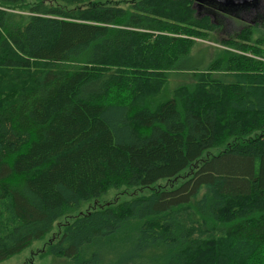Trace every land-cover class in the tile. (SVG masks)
Segmentation results:
<instances>
[{"label": "trees", "instance_id": "1", "mask_svg": "<svg viewBox=\"0 0 264 264\" xmlns=\"http://www.w3.org/2000/svg\"><path fill=\"white\" fill-rule=\"evenodd\" d=\"M50 3L0 0V263L132 189L149 194L75 217L47 254L102 264L86 251L131 223L133 249L105 264H264V31L221 41L161 100L218 30L193 1Z\"/></svg>", "mask_w": 264, "mask_h": 264}, {"label": "rangeland", "instance_id": "2", "mask_svg": "<svg viewBox=\"0 0 264 264\" xmlns=\"http://www.w3.org/2000/svg\"><path fill=\"white\" fill-rule=\"evenodd\" d=\"M47 3L53 2V4H59L60 0H45ZM114 4H118L122 7H129L130 0H109ZM51 4V3H50ZM205 7H208L207 5ZM24 12H20L22 14H27L26 10ZM196 16L198 18H202L205 16H210L212 22L217 26L218 30L213 36L210 37L211 41H198L196 47L194 48L190 59L182 65L180 70L170 74L165 93L161 96V100H165L171 98L173 90L181 86L182 84L190 85L188 82L191 80L190 77L184 76V70L188 68H202L209 63V61L213 58L214 52L216 50L221 49L220 42L223 40L230 39L234 37L237 33H239L244 28L248 26H259L264 31V0H260L256 6H251L245 8L244 10L237 9L234 11H230L227 14H222L216 11L217 14L212 16L209 14L205 8L195 7ZM224 12V11H222ZM226 13V12H225ZM207 47H210L209 50ZM184 66V67H183ZM187 66V67H186ZM183 68V69H182ZM27 84L24 83L23 87H26ZM6 100H10L8 95L5 97ZM2 98L3 101H5ZM217 151H212L211 155H216ZM169 183L161 182L159 184L160 187L168 186ZM149 190H130V189H121V190H113L108 192L106 195L97 199L96 201H92L90 203H84L82 206L65 217L58 220L55 225L53 231L45 237V239L35 242L30 248L23 251L20 255H17L11 258L8 261H4L0 264H74L67 258L54 257L50 254H47L48 245L50 243L55 242V238L59 235L61 231V227L67 223L72 222V220L79 216L86 214L90 211L96 210L103 206H111L114 204H119V202H123L129 200L133 197L148 195ZM128 229L122 231L117 234L112 239L106 241H102L96 244L95 247L90 248L86 251V256L91 257L94 253H99L101 255H108L107 258H104L102 264H105L107 260H116V256L119 255V250L124 249V253L131 251L134 240L130 237V231H134L135 225H125ZM158 250L154 249V251L148 252L149 255L158 254Z\"/></svg>", "mask_w": 264, "mask_h": 264}, {"label": "water", "instance_id": "3", "mask_svg": "<svg viewBox=\"0 0 264 264\" xmlns=\"http://www.w3.org/2000/svg\"><path fill=\"white\" fill-rule=\"evenodd\" d=\"M194 2L193 8L195 6L197 7H202L203 5L206 4H215L221 8V11L224 10H229V11H234L237 9H245L251 6H256L260 2V0H191Z\"/></svg>", "mask_w": 264, "mask_h": 264}, {"label": "flooded vegetation", "instance_id": "4", "mask_svg": "<svg viewBox=\"0 0 264 264\" xmlns=\"http://www.w3.org/2000/svg\"><path fill=\"white\" fill-rule=\"evenodd\" d=\"M206 5L212 7L214 9L213 11H217L218 10V12H220L222 14H227V13L230 12L229 10H225L226 13L225 12H222L224 10L221 11L220 9H224V8H221V7H219V6L215 5V4H209V5L206 4ZM206 5H203L202 7H199V8H205L207 10L208 7H205ZM211 14H212V16H215V13L214 12H212Z\"/></svg>", "mask_w": 264, "mask_h": 264}]
</instances>
